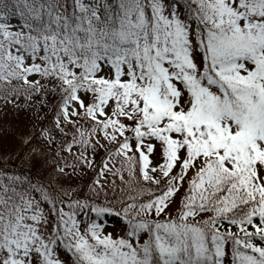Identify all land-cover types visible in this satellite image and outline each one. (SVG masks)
I'll return each instance as SVG.
<instances>
[{
    "label": "snow or ice",
    "instance_id": "6c2138e0",
    "mask_svg": "<svg viewBox=\"0 0 264 264\" xmlns=\"http://www.w3.org/2000/svg\"><path fill=\"white\" fill-rule=\"evenodd\" d=\"M10 107L0 264H264V0H0Z\"/></svg>",
    "mask_w": 264,
    "mask_h": 264
},
{
    "label": "rangeland",
    "instance_id": "374dc122",
    "mask_svg": "<svg viewBox=\"0 0 264 264\" xmlns=\"http://www.w3.org/2000/svg\"><path fill=\"white\" fill-rule=\"evenodd\" d=\"M30 126H31L30 124L27 125V127ZM24 129H25V122L23 118V113L20 114L13 113L10 107L8 115H0V144L2 145L1 147L2 151H4L3 146H5L12 139L13 133H16L17 131H21ZM99 158H100V154L97 155V159ZM12 166H14V163ZM109 179H115L117 188L119 189V187H121L118 177L110 176ZM126 194H129V192H126ZM111 222L117 223L115 219H113Z\"/></svg>",
    "mask_w": 264,
    "mask_h": 264
},
{
    "label": "trees",
    "instance_id": "16d2710c",
    "mask_svg": "<svg viewBox=\"0 0 264 264\" xmlns=\"http://www.w3.org/2000/svg\"><path fill=\"white\" fill-rule=\"evenodd\" d=\"M14 136H15V133H13V136H12V139L5 145V146H3V148H4V151H6V150H11L13 147H14ZM2 145L0 144V151H2ZM14 163V165L16 164V163H18V161H14L13 162ZM125 195H127L126 193H125Z\"/></svg>",
    "mask_w": 264,
    "mask_h": 264
}]
</instances>
